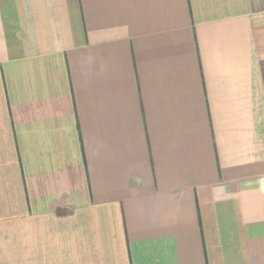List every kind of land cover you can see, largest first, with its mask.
I'll return each mask as SVG.
<instances>
[{"label": "crops", "instance_id": "0c3cea01", "mask_svg": "<svg viewBox=\"0 0 264 264\" xmlns=\"http://www.w3.org/2000/svg\"><path fill=\"white\" fill-rule=\"evenodd\" d=\"M0 264H264V0H0Z\"/></svg>", "mask_w": 264, "mask_h": 264}]
</instances>
